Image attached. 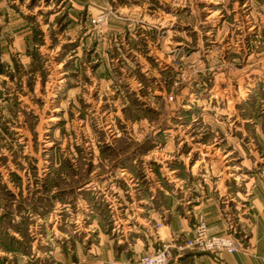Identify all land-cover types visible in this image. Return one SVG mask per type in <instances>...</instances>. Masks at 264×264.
Listing matches in <instances>:
<instances>
[{
    "label": "rangeland",
    "instance_id": "1",
    "mask_svg": "<svg viewBox=\"0 0 264 264\" xmlns=\"http://www.w3.org/2000/svg\"><path fill=\"white\" fill-rule=\"evenodd\" d=\"M255 184L264 0H0V264H133Z\"/></svg>",
    "mask_w": 264,
    "mask_h": 264
},
{
    "label": "crops",
    "instance_id": "2",
    "mask_svg": "<svg viewBox=\"0 0 264 264\" xmlns=\"http://www.w3.org/2000/svg\"><path fill=\"white\" fill-rule=\"evenodd\" d=\"M229 201L234 203L231 208ZM196 202L198 204L193 208L181 210L173 206L169 214L152 215V218L157 220L160 217V222L164 221V225L160 230L148 231L153 238L147 240L146 251L135 248L133 258L130 260L134 259L135 262L144 254L155 252L159 243L185 241L192 236L196 223L204 219L211 234H229V227L236 225L240 234L246 235L247 241L234 236L239 244V252L235 254L212 255L186 251L175 256L172 264H264V184H255L244 204L236 199L215 198L209 193L201 202L198 198ZM145 224L149 225L148 222ZM112 259L113 255L108 256L107 262ZM120 259L124 261L119 264H129L124 254Z\"/></svg>",
    "mask_w": 264,
    "mask_h": 264
},
{
    "label": "built area",
    "instance_id": "3",
    "mask_svg": "<svg viewBox=\"0 0 264 264\" xmlns=\"http://www.w3.org/2000/svg\"><path fill=\"white\" fill-rule=\"evenodd\" d=\"M109 13H101L93 18L92 24L100 29L109 23ZM173 250L178 255L186 251H195L205 254H235L239 252V244L232 234L213 235L209 231L207 222L200 219L193 230L190 238L184 242H164L161 247L153 253L144 254L134 264H172Z\"/></svg>",
    "mask_w": 264,
    "mask_h": 264
}]
</instances>
